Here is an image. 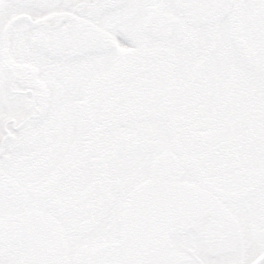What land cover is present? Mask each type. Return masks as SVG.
<instances>
[{"label": "snow or ice", "instance_id": "6c2138e0", "mask_svg": "<svg viewBox=\"0 0 264 264\" xmlns=\"http://www.w3.org/2000/svg\"><path fill=\"white\" fill-rule=\"evenodd\" d=\"M0 264H264V0H0Z\"/></svg>", "mask_w": 264, "mask_h": 264}]
</instances>
